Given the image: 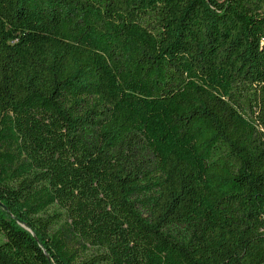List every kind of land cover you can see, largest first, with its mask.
Masks as SVG:
<instances>
[{
  "label": "trees",
  "instance_id": "1",
  "mask_svg": "<svg viewBox=\"0 0 264 264\" xmlns=\"http://www.w3.org/2000/svg\"><path fill=\"white\" fill-rule=\"evenodd\" d=\"M0 264H264V0H0Z\"/></svg>",
  "mask_w": 264,
  "mask_h": 264
}]
</instances>
